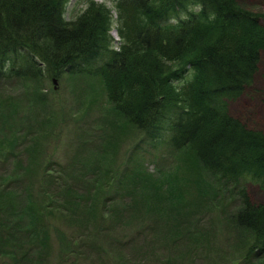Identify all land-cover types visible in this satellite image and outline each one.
<instances>
[{"label":"rangeland","instance_id":"1","mask_svg":"<svg viewBox=\"0 0 264 264\" xmlns=\"http://www.w3.org/2000/svg\"><path fill=\"white\" fill-rule=\"evenodd\" d=\"M117 1L66 0L65 16L102 9L117 49ZM240 4L264 22V0ZM263 95L264 59L230 113L264 131ZM162 132L152 140L130 123L99 76L0 77V264H249L238 199ZM246 188L264 204L263 186Z\"/></svg>","mask_w":264,"mask_h":264},{"label":"trees","instance_id":"2","mask_svg":"<svg viewBox=\"0 0 264 264\" xmlns=\"http://www.w3.org/2000/svg\"><path fill=\"white\" fill-rule=\"evenodd\" d=\"M240 1L118 0L114 49L102 9L69 20L66 0H0V77L51 68L101 77L130 123L152 140L167 129L172 146L192 147L238 199L234 222L254 236L249 264H264V204L246 188L264 187V131L229 111L264 59V22Z\"/></svg>","mask_w":264,"mask_h":264}]
</instances>
